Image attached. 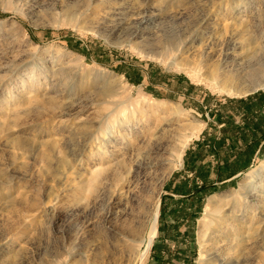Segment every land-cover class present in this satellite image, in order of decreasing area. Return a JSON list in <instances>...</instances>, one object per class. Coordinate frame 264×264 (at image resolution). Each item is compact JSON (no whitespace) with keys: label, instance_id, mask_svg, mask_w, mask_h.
<instances>
[{"label":"rangeland","instance_id":"rangeland-1","mask_svg":"<svg viewBox=\"0 0 264 264\" xmlns=\"http://www.w3.org/2000/svg\"><path fill=\"white\" fill-rule=\"evenodd\" d=\"M140 13L148 21L114 31ZM227 77L264 81V0H0V264H133L165 192L184 198L164 197L157 258L151 249L144 264H200L199 222L215 195L208 264H264V245L236 262L263 223L264 198L240 187L264 161V135L253 166L234 173L222 132L239 104L264 107V90L209 87ZM152 99L182 117L138 116L135 102ZM198 124L172 168L176 140ZM145 158L153 168L139 169Z\"/></svg>","mask_w":264,"mask_h":264},{"label":"bare ground","instance_id":"bare-ground-1","mask_svg":"<svg viewBox=\"0 0 264 264\" xmlns=\"http://www.w3.org/2000/svg\"><path fill=\"white\" fill-rule=\"evenodd\" d=\"M118 12L115 14L116 16H119L120 12L119 9H117ZM135 14V12H134ZM140 16H142V13H140ZM150 20V19H149ZM146 21H148L146 19L145 16H142L141 18L138 19L137 22L135 23H128L127 20L122 19L120 20L119 23L116 24L114 31H123L124 29H126V26L128 25V28H132L133 25L136 26L137 24H143ZM201 22H203V20H201ZM258 24H256L257 26ZM250 26V30L253 31V27H255L254 25H242L239 24L238 27H242V29ZM256 28V27H255ZM248 48L250 47V45L252 43H247ZM245 47V48H246ZM195 69L190 68L189 72L190 74H192L193 76L199 75L197 73V71H194ZM239 77V76H237ZM209 80V79H208ZM241 78L237 79L236 77H227L225 80L220 81H216L215 79L213 80H209V87H211L215 92L219 93V94H223L229 97H244L247 96L251 93L260 91V90H264V81L260 82V83H255L254 85H243L240 84ZM119 86V84L117 85ZM136 103V107L135 104H131V106L135 107V113L138 114V116L142 117V118H149L153 121L158 120V122L164 121V117L166 118L167 115L169 116H179L182 117V114L180 112V110L174 106L173 104H170L166 101H158L156 99H152V100H141ZM184 114V113H183ZM186 115V114H185ZM176 118V117H175ZM179 119V118H178ZM157 122V121H156ZM174 122V121H173ZM162 123V122H161ZM199 125V124H198ZM202 130V126H196L195 128H192L190 133L183 137H181L180 139L176 140L177 143L175 144V146L173 147V154L172 156L174 157L173 162H172V168L178 167L182 165L183 162V156L184 153L190 143V141L197 137L199 135V133ZM172 150V149H171ZM155 151H157L156 145L154 144V146H152L151 148L148 149L147 153H154ZM138 167L139 169L142 168H153V163L149 162V159H144L143 161H138ZM120 167V166H119ZM264 180V161L260 164L259 167H257L255 170H253L251 173H249L246 176V182L245 184H242L240 189L243 190V196L244 198H246V200H256L258 198L263 197L264 198V189L263 190H258V188H254V183L256 182H260ZM256 187V186H255ZM264 188V186H263ZM223 200V196H213L211 198H209L208 203L205 207L204 210V214L202 219L199 222V230H198V241H199V245H200V264H208L209 259L212 257V247H211V243H212V237L210 235V230L213 226V221L212 219L214 218L215 214L218 213L220 209V203ZM159 201L160 199H158L156 206H155V211H154V216H153V221H152V227H151V231L150 234L152 233V235H150L149 239H148V245L147 248L145 250V253L143 255L137 256L134 260L133 264H141L142 261H144V259L146 258V256L148 255V252L150 250V247L152 246V244L154 243L157 234H156V225H157V221H158V211H159ZM264 208V207H263ZM264 210L260 211V216H259V220H260V227L261 228H257L253 233L254 236L252 237V248L249 250H247L248 252L243 253L241 252L238 259L236 260V262H238V260H240L241 262H244L245 260V256H247L246 258H250L251 256H253V253L256 251V249L262 248L264 244V241H258V237L262 234V232L264 231ZM249 235V234H248ZM215 256H217V254H215ZM139 262V263H138Z\"/></svg>","mask_w":264,"mask_h":264},{"label":"crops","instance_id":"crops-1","mask_svg":"<svg viewBox=\"0 0 264 264\" xmlns=\"http://www.w3.org/2000/svg\"><path fill=\"white\" fill-rule=\"evenodd\" d=\"M261 99L259 97H253L248 102L243 103L241 101L244 105L239 104L235 109V114L230 117L231 119L224 122L227 124V128L222 129L224 135L223 143L230 141L225 155V162L229 166V171L237 173L249 170L258 156V150L261 147V143L259 144V136L264 135V115L262 112L264 107L262 106ZM234 102L238 103V101ZM242 106L244 107L241 108ZM238 116L243 121L244 126L238 125ZM191 155H193V152H189L188 157ZM231 158L234 160V164L230 165L228 163H231ZM194 162V159L187 158V165L190 169H193L192 166H195ZM233 166L236 167L232 168ZM249 166L250 168H248ZM157 249V245H153L151 253L156 258Z\"/></svg>","mask_w":264,"mask_h":264},{"label":"water","instance_id":"water-1","mask_svg":"<svg viewBox=\"0 0 264 264\" xmlns=\"http://www.w3.org/2000/svg\"><path fill=\"white\" fill-rule=\"evenodd\" d=\"M165 196H171V197H174V198H176V199H183V198H184L183 196L173 195V194H170V193H168V192L162 193V195H161V197H160V201H159V211H158L159 215H158V221H157V225H156V234H157V235H158V233H159L160 216H161L162 205H163V200H164V197H165ZM156 238H157V237H156ZM155 240H156V239H155ZM154 242H155V241H154ZM153 245H154V243H153L152 246L150 247V250H149L147 256H149V254H150V252H151V249L153 248ZM147 256H146V258H147ZM146 258L144 259V261H142L141 264H144V263H145Z\"/></svg>","mask_w":264,"mask_h":264}]
</instances>
